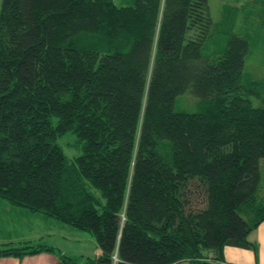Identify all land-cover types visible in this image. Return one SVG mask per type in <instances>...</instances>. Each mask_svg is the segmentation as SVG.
<instances>
[{
  "label": "trees",
  "instance_id": "trees-1",
  "mask_svg": "<svg viewBox=\"0 0 264 264\" xmlns=\"http://www.w3.org/2000/svg\"><path fill=\"white\" fill-rule=\"evenodd\" d=\"M219 28L207 0H0V198L100 250L58 264L257 251L264 78L245 72L250 42ZM187 91L197 110H176ZM69 133L70 158L57 143ZM54 250L8 242L0 257Z\"/></svg>",
  "mask_w": 264,
  "mask_h": 264
},
{
  "label": "rangeland",
  "instance_id": "rangeland-1",
  "mask_svg": "<svg viewBox=\"0 0 264 264\" xmlns=\"http://www.w3.org/2000/svg\"><path fill=\"white\" fill-rule=\"evenodd\" d=\"M214 22L220 23L219 31L228 36L233 32L237 36L245 37L250 42L249 54L245 59V72L253 79L264 78V0H207ZM228 6V7H227ZM224 7L227 10L224 11ZM224 37V36H223ZM198 108L197 98L189 91L178 95L175 99V109L193 112ZM72 133L64 134L58 138L57 143L62 146L66 155L74 157L80 153ZM54 219V218H51ZM46 241L51 243L56 257L57 252L67 255H96L98 246L95 239L87 231L69 226L58 220H51ZM64 228V229H63ZM1 243L6 244L2 239ZM44 238V237H43ZM174 264H187L179 262Z\"/></svg>",
  "mask_w": 264,
  "mask_h": 264
},
{
  "label": "crops",
  "instance_id": "crops-1",
  "mask_svg": "<svg viewBox=\"0 0 264 264\" xmlns=\"http://www.w3.org/2000/svg\"><path fill=\"white\" fill-rule=\"evenodd\" d=\"M51 218L53 217L45 216L42 212H33L0 198V233L3 236L1 240L4 242L19 243L31 240L42 241L51 246V243L47 242L45 238L50 234L49 221L55 219ZM248 239L256 243V252L251 248L227 245L222 251L221 264H264V221L260 222L256 229L249 234ZM99 252L98 249L96 254ZM58 262L59 259L56 255L48 251L24 255L20 258L0 257V264H58Z\"/></svg>",
  "mask_w": 264,
  "mask_h": 264
}]
</instances>
